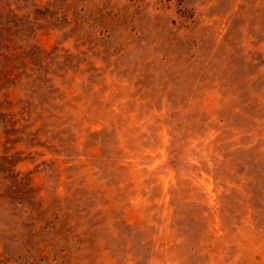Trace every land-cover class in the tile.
Masks as SVG:
<instances>
[{
	"label": "rangeland",
	"instance_id": "374dc122",
	"mask_svg": "<svg viewBox=\"0 0 264 264\" xmlns=\"http://www.w3.org/2000/svg\"><path fill=\"white\" fill-rule=\"evenodd\" d=\"M0 264H264V0H0Z\"/></svg>",
	"mask_w": 264,
	"mask_h": 264
}]
</instances>
